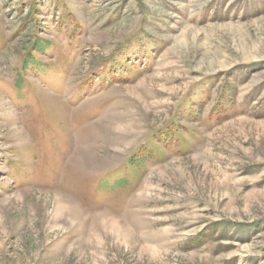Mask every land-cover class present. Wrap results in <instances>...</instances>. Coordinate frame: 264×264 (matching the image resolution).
<instances>
[{"label": "rangeland", "instance_id": "rangeland-1", "mask_svg": "<svg viewBox=\"0 0 264 264\" xmlns=\"http://www.w3.org/2000/svg\"><path fill=\"white\" fill-rule=\"evenodd\" d=\"M0 264H264V0H0Z\"/></svg>", "mask_w": 264, "mask_h": 264}]
</instances>
